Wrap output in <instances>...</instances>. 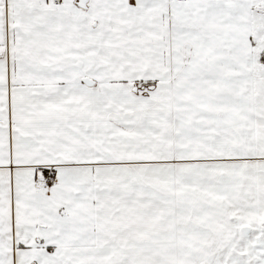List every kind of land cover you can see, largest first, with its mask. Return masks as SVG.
I'll return each instance as SVG.
<instances>
[{
	"label": "snow or ice",
	"instance_id": "1",
	"mask_svg": "<svg viewBox=\"0 0 264 264\" xmlns=\"http://www.w3.org/2000/svg\"><path fill=\"white\" fill-rule=\"evenodd\" d=\"M0 264H264V0H0Z\"/></svg>",
	"mask_w": 264,
	"mask_h": 264
}]
</instances>
